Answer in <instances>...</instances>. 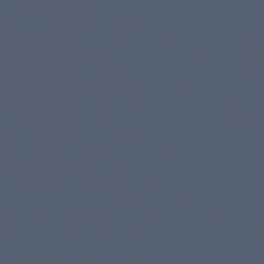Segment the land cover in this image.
<instances>
[{"label": "water", "instance_id": "95a60500", "mask_svg": "<svg viewBox=\"0 0 264 264\" xmlns=\"http://www.w3.org/2000/svg\"><path fill=\"white\" fill-rule=\"evenodd\" d=\"M0 264H264V0H0Z\"/></svg>", "mask_w": 264, "mask_h": 264}]
</instances>
